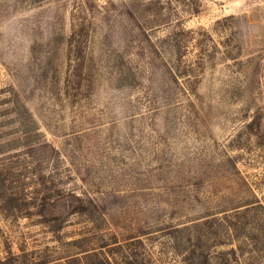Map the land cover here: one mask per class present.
Listing matches in <instances>:
<instances>
[{"label":"rangeland","instance_id":"1","mask_svg":"<svg viewBox=\"0 0 264 264\" xmlns=\"http://www.w3.org/2000/svg\"><path fill=\"white\" fill-rule=\"evenodd\" d=\"M88 263L264 264V0H0V264Z\"/></svg>","mask_w":264,"mask_h":264},{"label":"trees","instance_id":"2","mask_svg":"<svg viewBox=\"0 0 264 264\" xmlns=\"http://www.w3.org/2000/svg\"><path fill=\"white\" fill-rule=\"evenodd\" d=\"M90 255H92V256H97L98 254H97V251H94L92 254H90ZM88 264H95V263H88Z\"/></svg>","mask_w":264,"mask_h":264}]
</instances>
